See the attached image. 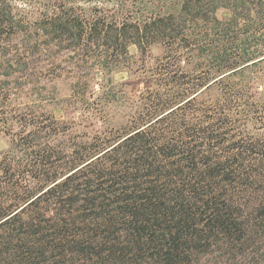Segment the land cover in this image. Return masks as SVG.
I'll return each instance as SVG.
<instances>
[{
	"label": "trees",
	"instance_id": "1",
	"mask_svg": "<svg viewBox=\"0 0 264 264\" xmlns=\"http://www.w3.org/2000/svg\"><path fill=\"white\" fill-rule=\"evenodd\" d=\"M0 132V264H264V0H0Z\"/></svg>",
	"mask_w": 264,
	"mask_h": 264
},
{
	"label": "rangeland",
	"instance_id": "2",
	"mask_svg": "<svg viewBox=\"0 0 264 264\" xmlns=\"http://www.w3.org/2000/svg\"><path fill=\"white\" fill-rule=\"evenodd\" d=\"M217 14L221 17L224 15V11L219 10ZM129 51H130V54L134 58L133 60H137V64L134 65V68H136L137 65L141 64L140 63L141 52L138 50V48L135 45H131L129 47ZM149 54L150 56L147 59V65L153 64L154 59L163 54V47L160 45H153L151 46L149 50ZM69 74L70 73L65 72L62 78L56 79L55 81V85L57 86V95L60 97H66L70 93V84L71 82H73L74 77H71V75ZM143 74L144 73L142 71L137 72V74H131L127 72V69L118 68L111 72V77L113 78L114 81H117V82H122V81H128L130 83L135 82L140 87L151 85V83H148L146 82V80H144ZM95 76L96 77L92 81V85L98 88V84L96 80H98V82L102 81L104 79V76L99 70L95 71ZM63 103L64 102L62 100L59 101L58 105H56V103H53V102H47L45 103V108L53 110L58 117L67 118L71 115V113H68L64 109L61 108V106H63ZM122 121H123L122 113L116 112L113 115L112 121L110 122L109 125L119 126L120 122ZM78 129L88 130L90 132L92 131L91 128L87 129L81 126H79ZM9 145H10V137L4 134L3 132H0V151L7 149ZM200 264H212V262L208 258L206 259L204 258L201 260Z\"/></svg>",
	"mask_w": 264,
	"mask_h": 264
}]
</instances>
